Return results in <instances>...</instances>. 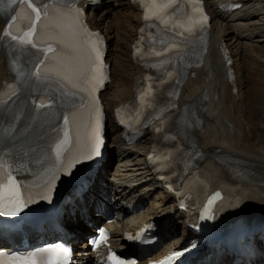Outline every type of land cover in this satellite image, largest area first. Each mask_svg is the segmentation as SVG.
I'll return each instance as SVG.
<instances>
[{
	"label": "bare ground",
	"instance_id": "6f19581e",
	"mask_svg": "<svg viewBox=\"0 0 264 264\" xmlns=\"http://www.w3.org/2000/svg\"><path fill=\"white\" fill-rule=\"evenodd\" d=\"M206 5L214 23L209 52L203 63L192 69L195 74L183 85L178 101L181 106L188 108L189 120L194 128L193 138L202 154L219 152L222 160L230 166H245L248 170L244 171V175L253 182H264V127L258 125L264 124V0H206ZM234 6L237 7L233 8ZM116 13L120 18L110 23L108 19ZM89 16L92 27L101 30L107 37L112 54L108 59L111 62L112 82L107 86L103 97L108 126L114 132L115 108L133 97L136 78L145 72L133 57L138 29L142 24L141 12L131 0H106L99 17L93 10ZM53 18L62 22L60 14ZM3 25L4 21L0 18V34ZM116 31L122 34V38L117 36L115 39ZM222 41L234 58L237 74L235 84H231L227 78L225 61L219 49ZM80 56L83 59V49ZM8 70L7 59L0 54V88L13 79ZM204 96V107L198 109L196 104ZM255 109L261 111L260 116H255ZM116 136L118 138L120 135ZM53 139L56 140L55 137ZM140 144H143L142 148H137L139 145L126 146L114 138L110 146L115 148L110 152L96 179L95 187L100 186V183L104 185L98 188L96 196L102 189L107 193L114 191V194L117 190H122L117 195L118 201L113 209L126 215V218L110 225L114 235L113 247L131 248L121 239L123 230L133 229L150 219L162 222L169 233L183 231V239L187 235L184 212L177 210V202L162 190L157 179L158 173L147 159L153 149L151 136ZM115 161L121 164L111 173L109 167ZM211 163L208 167V182L202 183L203 180L199 178L200 181L193 185L198 189L201 186L204 193L211 186L209 182L213 180H220L223 185L231 184L229 172L235 173L228 165H221L216 160ZM110 186L113 188L110 189ZM235 189L242 196L237 199L233 195L225 200L231 209H236L248 198L264 195V188L259 184ZM261 201L264 202V199ZM134 203L144 204V208L136 214L127 215L129 206ZM245 207L246 205L242 210L231 211L235 225L238 213ZM89 213L92 215L91 211ZM92 219L100 222L97 215H93ZM74 227L79 233L91 231L79 216L76 217ZM183 239L175 240L169 247L176 248ZM169 247L162 252H166ZM6 248L8 246H0V249ZM79 248L76 252L78 262L95 264L88 261L90 257H94V253L86 243Z\"/></svg>",
	"mask_w": 264,
	"mask_h": 264
},
{
	"label": "snow or ice",
	"instance_id": "6c2138e0",
	"mask_svg": "<svg viewBox=\"0 0 264 264\" xmlns=\"http://www.w3.org/2000/svg\"><path fill=\"white\" fill-rule=\"evenodd\" d=\"M175 0H168L167 4L157 5L155 0H152L153 6L157 13H163L165 9L170 7ZM13 6H18L19 11L10 16V22L6 24L4 37L10 38L11 41L17 42L20 46H28L33 49H37L39 40L37 39V22L42 20L49 21L50 18L47 15L49 11V5L42 4L37 6L33 0H0V12L9 13L13 10ZM63 7V5H62ZM27 14H25V10ZM77 15L70 18V23L64 24L60 19H56L44 25L48 29L47 36L49 43L47 47L43 49H37V59L34 61L36 68L34 71H30V77H34L38 84H42L49 81H56L61 85L62 96H66L69 99L67 102L68 110L63 114V126L62 128L53 127L52 132L57 134L55 142L51 146V151L54 154V159L51 161L50 167L47 170L46 178L43 183V188L47 189L46 194L41 195V200L52 203V194L54 191V184L58 181L56 172L61 165V158L70 152L74 146L75 139L71 135V126L77 125L79 127L76 113L84 105L85 95L92 97L91 85L97 79V72L100 66L101 53L98 46L95 43L84 40L86 35L82 31V23L78 20V13L80 9L75 10ZM148 11H152L149 8ZM25 19L28 21L27 30L20 32L18 27L15 28L16 34L10 29L14 28L12 22H16L18 19ZM147 19V16L145 17ZM167 23V21H164ZM43 31V30H42ZM53 43H57L59 48H54ZM81 44L87 46V57L82 60L80 55L74 53H81ZM42 53V56L40 55ZM48 54H51L50 56ZM159 55V54H158ZM43 65V67H41ZM79 98V103L72 102L71 98ZM51 105H46L43 102L36 104L37 109L50 108ZM46 116L49 114H45ZM88 128L90 134L85 140V155H88L89 160L95 159L100 155V145L102 141L99 136L100 118L99 113L94 109L89 114ZM95 153V156L91 155ZM84 163V162H82ZM70 179L75 178V172L64 173ZM221 197L220 192H215L207 201V206L204 208L205 213L212 212V206ZM31 197H29L30 199ZM255 201H243L236 209L231 211L242 210L245 204L254 203ZM33 203H39V201H33ZM264 206V205H262ZM29 207L28 202L22 198L20 182L12 175L11 171L3 177V182H0V214L4 216H18L21 212ZM202 220H212L213 215H204L200 217ZM259 228L260 234L264 235V224L258 226L249 225L244 241L241 244V255L244 257L243 264H253L255 256L258 254L259 249L255 243V230ZM102 234V230H101ZM192 248L197 247L196 243L191 245ZM190 248H182L174 252L173 257L179 259ZM56 253L51 249H44L39 252L28 253L27 256H22L19 253H12L9 255L6 252L0 251V264H53L52 257ZM40 257L39 260L37 257ZM109 260L111 264H135L134 261H125L120 259L113 253ZM163 264V262H158Z\"/></svg>",
	"mask_w": 264,
	"mask_h": 264
},
{
	"label": "rangeland",
	"instance_id": "374dc122",
	"mask_svg": "<svg viewBox=\"0 0 264 264\" xmlns=\"http://www.w3.org/2000/svg\"><path fill=\"white\" fill-rule=\"evenodd\" d=\"M100 15V14H99ZM120 18V15L118 14V13H116V14H112V17L110 18V19H108V21H110V23H114L117 19H119ZM115 39L117 38V36L118 37H120V38H122V34L121 33H119L118 31H116L115 33ZM257 40V39H256ZM112 57V54H111V50L109 51V59ZM264 78V77H263ZM263 110H264V108H262ZM261 115V111H259L258 109H255V116L257 117V116H260ZM258 125H261V126H259V127H264V124L262 125V124H258ZM259 144V143H258ZM142 146H143V144H140L139 146H137V148H142ZM125 161V160H124ZM127 161V160H126ZM125 161V162H126ZM121 162V161H120ZM118 164H119V161H115L111 166H110V171L109 172H114L115 170H116V168H117V166H118ZM121 164V163H120ZM120 164H119V166H120ZM178 239V238H177Z\"/></svg>",
	"mask_w": 264,
	"mask_h": 264
}]
</instances>
